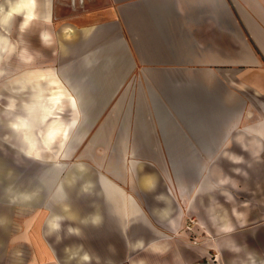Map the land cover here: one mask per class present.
<instances>
[{
    "label": "crops",
    "instance_id": "0c3cea01",
    "mask_svg": "<svg viewBox=\"0 0 264 264\" xmlns=\"http://www.w3.org/2000/svg\"><path fill=\"white\" fill-rule=\"evenodd\" d=\"M36 1L34 20L47 23L39 47L53 65L25 69L16 80L30 88L18 96L61 92L70 99L59 116L81 115L63 147L59 138L42 156L54 161L48 167L0 153V264H35L42 249L128 244L156 264H192L211 251L256 264L254 251L264 256V0H82L80 10L74 0L68 14L55 7L54 30L52 0ZM18 30L20 54L32 59ZM14 47L0 32V61ZM56 224L52 237L62 241L50 243ZM174 234L201 242L180 251Z\"/></svg>",
    "mask_w": 264,
    "mask_h": 264
},
{
    "label": "rangeland",
    "instance_id": "374dc122",
    "mask_svg": "<svg viewBox=\"0 0 264 264\" xmlns=\"http://www.w3.org/2000/svg\"><path fill=\"white\" fill-rule=\"evenodd\" d=\"M39 2V1H38ZM40 3V2H39ZM74 3V0H52V13H55V7H59L62 11L63 14H68L69 13V8L70 6ZM82 0H76V5L78 7V9H81V4H82ZM19 23L17 22L16 24H14L12 27L10 28H0V32L3 33V35L7 36L10 40H12L15 43V47L8 53L6 54V52L4 51V49L1 51L2 55H1V63H0V67L1 66H6L7 70L6 72H1L3 73L2 76H0V94H3L4 92H8L11 93L13 92V87L17 88H23L25 93L26 90H28L30 88V86L28 87H22L20 85V83L16 80V78H18L19 76H21L22 72L26 69L29 68H34V67H41V66H50L52 67V53L48 52L46 49L44 48H40L39 47V41L37 39V30L38 27L40 26H44L43 21L41 20H34L29 27L26 29V31L24 32V38H25V42L27 43V47L28 50L31 52L32 54V59L29 62H23L21 60V54H20V48H19V44H18V37H19V30H18V25ZM49 24V23H48ZM55 24H56V19H55V14L52 18V21L50 22L49 26H51L52 30H54L55 28ZM52 47L51 50L52 51ZM49 53V54H48ZM8 55V56H7ZM45 66V67H46ZM43 80V79H41ZM65 83V82H64ZM66 84V83H65ZM67 85V84H66ZM6 94V93H5ZM19 101L20 98H23L21 96L16 97ZM68 116V114H67ZM5 129L3 127H0V136H2L4 134ZM63 147V146H62ZM61 147V148H62ZM12 149L10 147H8L7 145H3V150H0V153H2L4 155V153L11 151ZM14 152V151H13ZM17 163L21 162L23 163V160L20 161H16ZM62 165H64L63 167V172L66 170L67 172L70 170L69 168V159H62L61 160ZM41 166H50L54 163L53 160H43ZM36 165V164H35ZM68 169V170H67ZM66 174L63 175L62 177V185L64 186V184L66 183L67 179H68V174L65 176ZM85 195H83V199L85 198ZM25 213V212H24ZM42 213V212H41ZM21 213V218L22 222H24V214ZM187 222L184 224V228L186 230H189L188 227H190L194 220L192 217L187 216ZM26 218V217H25ZM35 225L32 224L30 229L27 231L28 232V236L29 237H34V234L36 233L34 231L33 226ZM26 224L24 222L23 227H25ZM68 233L64 234L65 239H67L66 237ZM191 235H193V233H191ZM53 235L49 236V239H47V241L49 240L50 243L53 242H57L56 239H54L52 237ZM171 240L173 241V244L175 245V247L179 248V250L181 251L183 248V245L190 247L189 249H192L194 247H196L197 244H199L201 241L195 239L194 237H190V239L188 240H182L180 239L181 237L176 236V234L174 235H170ZM48 241V242H49ZM62 241V238H61ZM42 244H40L41 246ZM44 246V245H43ZM132 245L128 244L126 247L125 251H76L75 253L73 252V254H68L69 251H55V253H53V251H48L45 249H42V251H44V253L42 255H36V262L35 264H63L64 263H68V264H82V261L80 259V257L82 256V253L87 252L90 255V260L88 262V264H136L141 262V264H156L157 259H155L151 254H149V251L146 250L144 247L143 249H138V248H131ZM32 248L31 251H33L34 249H36L34 246L30 247ZM35 252V251H33ZM264 252V251H263ZM36 253V252H35ZM255 255V261L256 264H264V256L260 255L262 253V251H254ZM95 254V255H92ZM211 255H206L203 257V259H200L192 264H197L200 263L201 264H229V260L230 257L227 255V252H221V251H211L210 252ZM33 256H31L30 258H32ZM98 258V259H97Z\"/></svg>",
    "mask_w": 264,
    "mask_h": 264
},
{
    "label": "clouds",
    "instance_id": "9594fccd",
    "mask_svg": "<svg viewBox=\"0 0 264 264\" xmlns=\"http://www.w3.org/2000/svg\"><path fill=\"white\" fill-rule=\"evenodd\" d=\"M35 8V0H0V28H10L18 22L19 29L23 32L29 27L30 22L36 18L34 15ZM48 40L49 38L45 36L44 41L47 43ZM20 58L31 60L26 52L22 53ZM2 75L3 73H0V76ZM23 91V89H19L11 93L4 92L0 94V127L5 129L4 134L0 136V150H3V145H7L14 152H19L25 159L42 162V156L56 147L58 139L61 137L66 138L70 130L76 127L81 114L77 111L75 119L64 121L59 126L54 123L49 124L41 130L37 127L35 110L39 107L48 113L39 121L40 124H44L53 112L63 114L64 107H62V104L66 102V97L59 92H42L33 94L24 101H19L16 96ZM41 101H44L47 107H44ZM70 107L75 109L76 105L72 103ZM20 109H22V112L17 114ZM20 195L30 199L32 194L20 193ZM50 227L52 229L51 235L61 229L60 224L50 225ZM69 231L71 232V229ZM56 240L59 243L61 237L57 236ZM68 249L66 248L65 251L67 252ZM80 259L82 264H88L90 255L84 252Z\"/></svg>",
    "mask_w": 264,
    "mask_h": 264
},
{
    "label": "bare ground",
    "instance_id": "6f19581e",
    "mask_svg": "<svg viewBox=\"0 0 264 264\" xmlns=\"http://www.w3.org/2000/svg\"><path fill=\"white\" fill-rule=\"evenodd\" d=\"M35 3H37V1L35 0ZM39 5V4H38ZM48 5H49V7H50V4L48 3ZM49 9V8H48ZM36 8H35V10H34V15L36 14ZM38 16V15H37ZM66 29L68 30V31H70V27L67 25L66 26ZM22 53H23V51H22ZM60 94H61V92H59ZM62 95V94H61ZM63 96V95H62ZM70 96V95H69ZM64 97H66V96H64ZM67 99H70V97H66V101H69V100H67ZM41 104L44 106V107H47V104L44 102V101H41ZM64 105V103L62 104V106ZM57 113V117H53L54 115L53 114H55V112H53V114H52V118L50 117L49 118V120L48 121H45V123L44 124H40L39 123V121H40V119L43 117V116H47L48 115V113L47 112H45V111H43L42 110V108H37L36 110H35V117H36V121H37V127L38 128H40L41 130H43L44 128H46L49 124H55L56 126H59V124L60 123H62V122H64L65 120L63 119V117L62 116H59V113L58 112H56ZM18 114H20V113H18ZM65 140V137H62V138H60L59 139V142H58V145H59V148H61L64 144H63V141ZM54 150V149H53ZM52 150V151H53ZM58 151L60 150V149H57ZM61 150H63V149H61Z\"/></svg>",
    "mask_w": 264,
    "mask_h": 264
}]
</instances>
